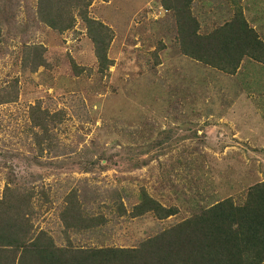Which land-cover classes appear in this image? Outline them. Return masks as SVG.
Wrapping results in <instances>:
<instances>
[{
	"label": "rangeland",
	"instance_id": "rangeland-1",
	"mask_svg": "<svg viewBox=\"0 0 264 264\" xmlns=\"http://www.w3.org/2000/svg\"><path fill=\"white\" fill-rule=\"evenodd\" d=\"M58 1L64 30L40 0H0V202L30 193L35 233L137 247L264 181V62L229 72L191 55L230 24L264 45V0ZM144 193L177 213H137Z\"/></svg>",
	"mask_w": 264,
	"mask_h": 264
},
{
	"label": "trees",
	"instance_id": "trees-1",
	"mask_svg": "<svg viewBox=\"0 0 264 264\" xmlns=\"http://www.w3.org/2000/svg\"><path fill=\"white\" fill-rule=\"evenodd\" d=\"M61 1V0H59ZM58 1V2H59ZM76 4L84 0H72ZM69 2H71L69 0ZM80 2V3H79ZM40 16L51 27L64 30L71 26L62 12L53 11V0H40ZM229 25L211 33L205 42L193 44L191 55L207 64L229 72L235 71L243 56L264 62V45L256 33L243 26ZM197 36V35H196ZM197 38H199L197 36ZM101 65L107 62L104 37L94 38ZM186 49L189 46H185ZM198 50V51H197ZM10 198L0 202V264H263L264 262V181L247 190L241 202L232 198L200 210L187 219L165 229L158 236L132 248H71L58 246L52 236L35 233L29 194L10 189ZM31 195V194H30ZM69 202L65 211L78 209ZM137 213L153 210L160 218L176 214L152 197L142 194L134 206ZM66 228H73L64 213ZM90 225V224H86Z\"/></svg>",
	"mask_w": 264,
	"mask_h": 264
}]
</instances>
